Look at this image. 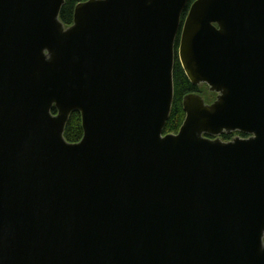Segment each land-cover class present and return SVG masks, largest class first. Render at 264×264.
<instances>
[{
  "label": "water",
  "instance_id": "95a60500",
  "mask_svg": "<svg viewBox=\"0 0 264 264\" xmlns=\"http://www.w3.org/2000/svg\"><path fill=\"white\" fill-rule=\"evenodd\" d=\"M64 4L0 0V264H264V0Z\"/></svg>",
  "mask_w": 264,
  "mask_h": 264
},
{
  "label": "trees",
  "instance_id": "16d2710c",
  "mask_svg": "<svg viewBox=\"0 0 264 264\" xmlns=\"http://www.w3.org/2000/svg\"><path fill=\"white\" fill-rule=\"evenodd\" d=\"M85 1L88 0H65V4L62 7L60 13V20L66 27L71 26L74 22V12L76 6L79 3ZM195 1L197 0H189L188 7L183 14V20L185 19L190 6ZM177 43H179V39ZM204 91L208 93L206 97L204 96L206 102H211L213 99L217 97V94L209 92L208 86L193 85L186 76V73L182 68L181 63L177 58L174 67V103H173L170 119L167 122L164 129V134H177L181 129L186 117V113L183 107L184 98L188 95L196 94V93L202 95ZM64 136L65 139L70 143H77L82 140L83 128H82V119L80 113L75 112L70 116L65 129ZM229 138L230 137H227V140Z\"/></svg>",
  "mask_w": 264,
  "mask_h": 264
},
{
  "label": "flooded vegetation",
  "instance_id": "af4514ba",
  "mask_svg": "<svg viewBox=\"0 0 264 264\" xmlns=\"http://www.w3.org/2000/svg\"><path fill=\"white\" fill-rule=\"evenodd\" d=\"M178 48H179V43L176 44V59L177 58L179 59ZM209 90H210V88H209ZM199 95H201V94H199ZM207 104H209V103H207ZM210 104H212V103H210ZM227 137H230V138L227 140ZM220 138H221V140L223 142H232V141H234L237 138H239V139H248V138H250V136L245 134V133H242V132H239V131H235V132L225 133V134L221 135Z\"/></svg>",
  "mask_w": 264,
  "mask_h": 264
},
{
  "label": "rangeland",
  "instance_id": "374dc122",
  "mask_svg": "<svg viewBox=\"0 0 264 264\" xmlns=\"http://www.w3.org/2000/svg\"><path fill=\"white\" fill-rule=\"evenodd\" d=\"M201 86H204V85H201ZM209 92H210V90H209ZM208 93H206V91H204V93L201 95L203 98H204V100H205V97H206V95H207ZM205 96V97H204ZM216 99H217V97L215 98V99H213L211 102H207V103H214L215 101H216Z\"/></svg>",
  "mask_w": 264,
  "mask_h": 264
}]
</instances>
